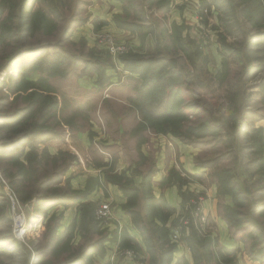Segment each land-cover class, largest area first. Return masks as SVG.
Wrapping results in <instances>:
<instances>
[{"label":"rangeland","instance_id":"374dc122","mask_svg":"<svg viewBox=\"0 0 264 264\" xmlns=\"http://www.w3.org/2000/svg\"><path fill=\"white\" fill-rule=\"evenodd\" d=\"M119 1L122 2V11L126 12L131 21L140 24L134 33L130 32L134 37L127 38V35L121 33L117 35L105 28L103 20L96 18L90 21L93 32L89 29L92 32L89 38L76 33L77 25L92 16L94 11L91 8L94 2L100 3V0H56L52 5H55L57 15L54 19L51 17L53 22L46 21L41 31L29 37L21 34L12 38L4 35L0 37V146H3L0 148H6L5 151L0 149V264H65L72 259L81 260L77 264H96V258L105 257L107 249L109 250L108 244H113V248L117 246L121 256L134 253L121 245L123 225L113 214V204L108 200L105 182L98 175H86L87 169L102 165L112 169L109 163L113 165V161L102 162L99 157L92 156L83 165L71 148L63 147L53 152L46 145L50 141H54L55 145L67 142V139L71 140L75 132L88 128L89 120L98 119L104 110L112 112L111 114L123 112L122 107H116L115 110L114 105L98 103L104 94L103 84L107 80L111 83L113 77L111 74H101L100 69L104 66L111 73H117L119 78L122 70L131 72L136 68L134 65H119L112 59L131 52L133 55L134 52L141 53V57L159 56V53L164 55L160 60L164 65L154 68H157L158 75L163 74L172 83L167 95L170 99L169 108L173 112L178 110L182 118L161 122L171 123L172 128L180 134L173 136L199 151L196 163L202 164L206 161L203 165L208 168V174L217 181L218 187V173L225 168L228 170L231 183L235 184L241 194L240 201L233 197L234 204H242L238 207L240 210L251 212V203L258 202L256 198L246 199L248 193L243 180L250 175L246 179L248 182L261 174V169H257L256 163L251 161L258 154L252 147L256 133L251 132L255 130L254 120L264 115V71L249 80L246 88L244 85L246 93L241 94V64H246L247 60L244 57H230L222 63L218 42L222 29H214L218 24L214 8L207 13L205 22L199 16L195 0H188L177 6L184 20L188 22L184 24L186 28L182 32L186 35V43L193 40L200 46L197 52L194 47L190 48V57L176 49L175 30L179 31L175 26H170L169 9L156 13L158 0ZM174 1L171 2L173 5ZM246 1L264 13V0ZM168 2L169 8L172 4ZM198 3L199 0L197 5ZM46 8L42 0H38L33 6V9H43L47 13ZM190 13L194 20H191ZM2 18L0 22L5 17ZM259 21L260 24L253 27L242 16L240 29L231 28L235 37L231 35L227 40L240 47L252 30L264 29V15ZM104 32L112 36L116 45L123 47L125 51L122 54L113 56L99 40ZM160 43L158 50L157 44ZM30 46L46 48L43 52H36L43 57L56 53L60 61L47 73L40 72L36 65L30 69H19L17 66L20 63L28 66L30 59H19L18 53ZM139 50L144 53L138 52ZM172 71L179 72L183 78L170 76ZM146 72L147 69L136 76L142 78ZM184 74L187 75L184 77ZM197 77L203 82L202 85L198 84L199 81L197 84L194 81ZM100 78L103 81L101 83ZM235 91L239 93V103L246 102L249 111L248 115L245 113L240 117L243 118L239 121L244 122L240 127L237 122L229 119L228 114L230 95ZM153 92L151 90L150 94ZM48 130L55 134V138L42 140L39 133ZM24 136L30 140L27 145L20 143ZM90 140L91 152L108 155L98 139L92 140L91 137ZM81 175L86 176L84 180H81ZM109 175L105 176L106 179ZM47 180H50L49 184L47 182V185L41 187V182ZM94 187L101 188L103 199L96 197L97 189L96 192H90ZM34 193L39 194L35 200L20 199V196H33ZM80 196L85 198L81 201L74 200ZM92 196L94 198L89 199ZM194 198H198L196 207H200V196ZM131 199L129 195L124 205L137 208V202L130 204ZM106 200L110 204L111 216L98 220L95 209L99 202ZM87 210H91L93 220L97 222L96 231L92 230V226L86 227L83 223V215ZM187 212V208H181L177 219L182 216L189 219ZM19 213L24 215L25 220V231L20 235L16 234L13 224V219ZM176 217L173 222L177 220ZM249 222L251 221L239 222V231H245L243 236L246 237L251 251L252 248L257 249L264 245V225L252 227ZM172 224L173 230L179 220L174 227ZM204 226L198 225L203 236ZM180 234L181 232L175 242H179ZM88 246H93L94 249L91 248L83 256Z\"/></svg>","mask_w":264,"mask_h":264},{"label":"crops","instance_id":"0c3cea01","mask_svg":"<svg viewBox=\"0 0 264 264\" xmlns=\"http://www.w3.org/2000/svg\"><path fill=\"white\" fill-rule=\"evenodd\" d=\"M168 1L172 4V0ZM186 1L188 0H175V5L172 4L169 8H166V10L169 9L168 14L171 15L170 26H175L182 37L186 36L182 32L186 28L184 24L188 22L184 20V16L180 10H178L179 7L177 6L181 3L184 4ZM195 3L198 9L199 3L197 5V0H195ZM121 5L122 2L119 0H100V3L94 2V6L91 8L94 13L91 17H87L86 21L77 25L76 33L78 35H86L87 38H89L93 32V25L90 21L96 18L98 20H103L105 28L115 34H125L127 38L134 37L130 34V32L134 33V30L119 27L113 20L116 16H121L131 21L126 12L122 11ZM157 12L156 6V13ZM189 16L191 20H194L191 13ZM189 23L192 24L191 22ZM89 29L92 30V32H90ZM139 35H141V33ZM139 45L140 42L138 43V46ZM142 51L139 50L138 52ZM134 54L140 56L141 53L136 54V52H134ZM126 56H133V54L131 52ZM116 58L113 57L112 59H114V61L116 60L119 65L124 64V60H119L120 57ZM129 59L131 58H127V60ZM104 69V66L100 69L101 74H111L113 77L111 83L107 80L103 84L104 94L99 99L98 103H102L105 106L114 105L115 110L116 107H122L124 109L123 112H114L111 114L112 112H106L107 110H104V113L100 115L98 119L93 118L89 120L88 128H85V130L81 132H75L71 140L67 139V142H61L55 145L54 141H50L46 144L50 151L63 147L71 148V150L77 153L83 165L85 161L92 159V156L99 157L102 159V162L113 161V165L109 163L112 169L109 170L107 169V165H102L95 169H87L86 175L89 173H92L90 174L91 176L98 175L102 181L105 182L108 200L113 204V214L119 223L123 225L124 231L137 242L138 250L134 251L129 248L133 250L132 252L134 253L121 256V252L116 248L117 246L113 248V244H108L109 250L107 249L105 257L102 259L96 258V264H150V254L143 241V236L137 229L129 213L123 209L129 196L127 194V189L125 191L123 188L134 187L139 190L146 176H148L147 180L149 182V190L152 199L150 202L146 203L145 200H148L144 199L142 194L139 193L136 199L137 208H134L138 210L139 213L144 214L148 212L144 205L145 203L148 204L147 208H151L150 206L153 200L161 199L174 210V213L167 221V226H170L171 221L181 211L182 197L180 192H190L195 196L199 195L201 213L206 218L204 233L216 239L218 246L221 247L222 254H226V250L231 251L229 257L232 258V261L228 264H264V260L253 259L251 253L248 252L249 244L245 239L246 237L243 236L245 231L234 229L233 225H231L226 218L224 213L225 206L235 205L233 195L228 189L225 193H221L217 181L208 174V168L201 163H196V156L199 154V151L177 140L173 134L169 132H154L152 128L143 125V118L133 105L136 88H139L143 82V76L139 78L136 74H140L141 72L133 69L131 72L122 70L119 78L117 73H111L109 69ZM114 78H116L115 81ZM101 82L103 81L100 78L99 83ZM253 128L255 130L264 131V115L254 120ZM251 133L253 134V132ZM91 137L92 140L98 139L101 142L103 151L108 153L107 156L103 153L99 154L90 151L89 145ZM261 151H258L257 156L255 155L257 159L251 160L254 164L256 163L258 166L257 169H261V174L257 175L251 181L246 182V179L250 178V176L243 180V185L248 193L246 194V199H258L256 204H254V201L251 203V206H253L251 212L246 213L245 210L243 212L242 209V221H251L249 225L252 227L264 225V143ZM260 154L262 157H259ZM258 158L260 160H258ZM172 170L175 175L172 177L171 181H165ZM120 173H124L132 180L131 186L126 187L123 186V183H113L105 177L109 174L115 175ZM85 177V175H81V180H84ZM179 179L185 180V183L179 184ZM247 184L250 185L245 186ZM96 189L97 188L91 189V191L96 192ZM97 190L96 197H101L103 199L104 193L101 191V188ZM92 198H94V196L89 199ZM155 221L157 223L159 222L158 220ZM121 248L122 247H120V249ZM129 249L126 250L131 251ZM216 250V247H211L212 253H215ZM178 259H183L185 264H195L190 248L183 241L177 242L176 248L169 258V264H176ZM217 263L219 264L216 252V255L212 254L211 259L205 264Z\"/></svg>","mask_w":264,"mask_h":264},{"label":"trees","instance_id":"16d2710c","mask_svg":"<svg viewBox=\"0 0 264 264\" xmlns=\"http://www.w3.org/2000/svg\"><path fill=\"white\" fill-rule=\"evenodd\" d=\"M38 0H0V18L3 20L0 22V37L4 35L6 38H12L14 35L21 34L23 37H29L31 35L36 34L41 31L43 25L46 21L53 22L54 17H56L57 12L55 11V5L52 3L56 0H42L47 7V13L42 10L33 9L34 3ZM157 10L162 12L163 9L167 8L168 1L167 0H158ZM214 8L217 13V26H214V29H219L222 31L219 32V44H220V54L222 57V63L225 60H229L230 57H244L247 60V63H242V70L239 82L242 84L241 94L246 93V85L248 81L255 77L258 73L264 71V29L252 30L246 41L243 42L240 47H237L233 42H229L227 39L231 35L235 37V34L232 32L231 28L240 29L241 27V17H246V20L251 23L253 27L260 24L261 21L259 19L264 15L263 10H259L254 6H251L249 1L246 0H199L198 13L199 16L203 19L202 21L207 22V13ZM127 9V7H125ZM206 11V13H204ZM53 19H52V18ZM115 23L119 27L127 28L130 30H135L138 27L137 23L134 21H130L122 18L121 16H116L114 19ZM230 22V23H229ZM186 38L182 37L179 32L175 30L174 43H176V49H180L185 55H189L191 57L190 48L194 47L195 52H197L200 48L199 44L195 43L193 40H189L186 43ZM161 47V43L157 44V48ZM48 49V48H47ZM46 48L43 47H27L21 50L18 53L19 59H30L28 62V66L20 63L17 67L20 69L24 67V69H30L31 66L36 65L37 69L42 73H47L55 64H58L60 61V57L56 53H51L47 57H43L41 53H36L38 51H45ZM35 53V55H32ZM159 56H148L141 57L137 55L133 56H120L124 63L127 65H134L133 70L143 72L147 69V72L143 76L142 85L139 88H136V94L133 98L134 107L140 112L143 117V125H147L152 128L156 132L162 133H171L175 136H180L173 128L171 123L163 124L161 121H172L178 120L176 118H182L179 111L176 112L171 111L169 108L170 99L167 98V95L170 93L172 83L170 80L165 78L163 74L158 75L157 68L155 66H163L164 64L160 61L163 54H158ZM127 58H131L127 60ZM17 59V58H16ZM16 60H14L15 62ZM13 62V61H12ZM11 62V63H12ZM13 62V63H14ZM136 65V66H135ZM147 68H144V67ZM170 73V72H168ZM157 74V76H155ZM220 72L217 74L219 76ZM187 74H184V77ZM170 76H174L177 79L181 76L179 72H171ZM191 81V80H190ZM196 84L199 81L198 77L196 78ZM187 82V80H185ZM184 83V82H183ZM199 85H202L203 82L199 81ZM245 85V88H244ZM154 90L153 93L150 94V91ZM245 97V96H243ZM242 111V113H241ZM248 109L246 102L239 103V93L237 91L233 92L230 95L229 102V119L237 122L238 126L242 125L244 122L239 121L242 115L246 113L248 115ZM179 114V115H178ZM251 114L249 115V117ZM245 117V116H244ZM248 117V116H247ZM14 123H12L13 125ZM254 131V132H253ZM253 133H256L252 142V147L261 151L264 143V131L262 130H252ZM23 135V134H22ZM55 134L48 130L42 133H39V137L42 140L55 138ZM29 139L24 136L20 143L22 145L29 144ZM19 143V144H20ZM32 145V144H31ZM3 147V146H0ZM2 151H5L6 148H0ZM262 152V151H261ZM8 154H12V152H7ZM259 157H262L260 154ZM257 158V157H256ZM258 160H260L258 158ZM206 164V161L202 162V165ZM204 166V165H203ZM228 170L225 168L221 172L218 173L219 178V191L221 193H225L228 189L233 197L240 201L241 194L238 192L234 183H231L230 176L227 175ZM221 173V174H220ZM264 174V173H263ZM175 173L170 171V174L165 181H171L172 177ZM250 176V175H248ZM247 176V178H248ZM148 176H146L142 182L141 188L129 187L131 186V179L126 176L124 173L120 175H109L107 179L113 183H123V186L129 188H123L125 191L127 189V194L132 197L130 200V204H135L136 199L139 196V193L142 194V197L145 202H150L152 199V195L149 190V182L147 180ZM50 180L41 182V187L49 184ZM179 184L185 183V180L179 179ZM51 183V182H50ZM100 185L98 182L97 186ZM40 188V187H39ZM96 188V187H94ZM91 192V190H90ZM182 197L181 208L185 210L188 209L189 212V223L183 226L180 234V241H183L191 250L192 257L195 264H205L209 259H211V255L217 252L218 262L219 264H226L232 261V258L229 257L231 251L226 250V254H222L221 247L218 246L217 241L213 237H209L204 233L199 231L197 224V217L193 216V212L196 211V205L192 203V200L196 197L194 194L190 192H180ZM39 194L34 193L33 196L25 195L20 196L23 201L27 200H35ZM85 197H76L74 200H82ZM197 199V198H196ZM144 204L146 210L148 212L141 214L138 210H135L134 207L124 205V210L127 211L130 217L133 219L137 229L141 232L143 236V241L147 246V250L150 254V264H169V258L173 251L176 248L177 242H173L171 239L172 228L171 221L170 226H167V221L169 217L174 213V210L171 206L164 203L161 199H155L151 203V208H147L148 204ZM242 204H235L233 206L226 205L224 209V213L229 223L235 227L236 230H239L240 223L242 222V209L240 207ZM177 219V217H176ZM155 220H158L157 223ZM178 220V219H177ZM175 220L172 224L174 227L177 223ZM83 223L86 227H91L92 230L96 231L98 229L97 222L93 220V214L90 210L83 215ZM236 224V226H235ZM187 230V232H186ZM251 235V234H250ZM121 245L124 248H131L134 251L138 250L137 242L129 236L126 231H123L121 236ZM211 247H216L217 250L215 253L211 252ZM91 248L94 249L93 246H88L86 250H84V254H87V251ZM251 257L256 260H264V245H260L259 248L250 251ZM81 256V259L82 257ZM78 259H72L65 264H77ZM183 261V263H182ZM176 264H185L183 259H178Z\"/></svg>","mask_w":264,"mask_h":264},{"label":"built area","instance_id":"2783aa9c","mask_svg":"<svg viewBox=\"0 0 264 264\" xmlns=\"http://www.w3.org/2000/svg\"><path fill=\"white\" fill-rule=\"evenodd\" d=\"M99 40L106 45V47L108 48V50L113 56H116L117 54H122L125 51L123 50V47H121L120 45H116L114 43L112 36L108 34L107 32L102 33L99 36ZM192 203H194L195 205L198 204V198L193 199ZM193 214L195 217H197L196 218L197 224L200 226H203L206 222V218L201 213V209L199 206L196 207V211ZM110 216H111V209H110L109 201L106 200V201L99 202V204L97 205L95 209V217L98 220H105L109 218ZM178 220H179V224L173 228L172 234H171V239L173 242L179 239V233L182 229V225L185 226L189 222V219L184 218L183 216L180 217ZM13 224H14L15 230L17 231L16 234L17 233L19 235L22 234L25 231L24 215L22 213L17 214L15 219H13ZM28 226H31V224Z\"/></svg>","mask_w":264,"mask_h":264}]
</instances>
